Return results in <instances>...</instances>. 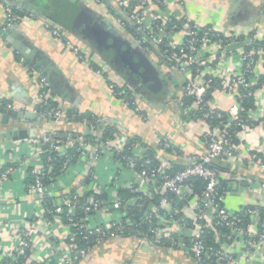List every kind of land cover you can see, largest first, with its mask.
Instances as JSON below:
<instances>
[{
	"label": "crops",
	"instance_id": "1",
	"mask_svg": "<svg viewBox=\"0 0 264 264\" xmlns=\"http://www.w3.org/2000/svg\"><path fill=\"white\" fill-rule=\"evenodd\" d=\"M9 1L0 0V30L8 27L3 6H13ZM31 1L39 7L38 13L26 12L22 22L14 26L12 34L14 40L25 44V48H28L33 57L28 59L24 56L25 51L14 48L0 34V91L6 102L13 105V110L21 112L26 118L25 122L22 118L12 117L6 123L0 110V171L10 165L14 166L13 175L0 185V241L7 251L0 257V264L15 251L16 238L31 223L36 225L38 230L34 243L35 260L41 262L50 259L52 262L47 264H60L68 250L66 242L61 240L66 228L60 220L47 218L38 197L28 190V185L34 182H31L27 163L32 160H29L32 150L30 142L52 131L67 134L87 132V127L82 121L68 119L56 122L41 113L45 108L35 80L29 75V68L33 67L39 75L49 80L50 102L62 109L65 115H92L102 120L114 131L111 141L116 146L120 141H124L127 146L130 140H134L146 149L149 155L153 153L154 157H160L176 167L187 166L191 156L204 155L207 152L203 135L208 125L197 117L195 105L185 104L186 78L180 72L164 63L158 54H148L162 77L160 83L152 86V90L140 82L135 84L132 97L139 107L138 114L124 99L117 98L110 88L109 82L124 88L131 84L124 67L109 68L104 58L73 36L72 27L64 31L55 22L67 19L73 24L80 11L78 3L81 1L89 7L90 13L98 14V21L104 23L108 30L115 28L119 37L135 42L116 22L118 6L122 0H104L103 5L94 0ZM45 10H48L47 14ZM164 13L189 18L203 27L219 26L225 32L251 34L264 40V0H167ZM49 21L81 48L89 59L81 60L63 41L55 38L46 26ZM178 41L181 42L182 39L179 37ZM239 50L240 48L233 52L225 50L227 57L222 66L224 70H229L232 74L242 71L243 62L238 54ZM96 65L99 68H108L106 76L97 73ZM259 77L264 78V68L257 69L254 79V86L261 85L255 91L256 109L250 114L255 121L264 116V83L260 84ZM236 92L238 91L233 93ZM235 98V95L217 91L211 105L219 111L227 112L235 103ZM30 114L34 115L32 119L26 117ZM19 131L26 132L29 137L20 139ZM216 133L221 136L224 130L216 129ZM165 139L169 141L172 150L164 149ZM235 147L239 159L227 162V167L231 170L225 175L235 183V188L227 192L225 199V207L231 213L264 205V193L257 188L264 184V170L248 164L252 152L259 147L264 148V124L251 129ZM116 167V162L110 157L99 161L93 158L78 159L77 163L70 167V174L53 184L50 196L56 203L58 192L77 191L83 194L94 189L97 193H107L110 201L115 194L119 196L120 191L136 180L135 174L124 171L119 173L118 179L113 181L112 188H109L107 184L117 172ZM91 168L98 176L94 181L89 177ZM197 206L198 203L193 201L180 208L188 219H193ZM111 210L114 209L110 205L105 213L112 214ZM241 248V244L237 242L228 250L242 259ZM254 257L251 258V264H264V248L259 249ZM80 264L199 263L191 253L152 243L140 245L137 240L124 236L94 246L87 259Z\"/></svg>",
	"mask_w": 264,
	"mask_h": 264
},
{
	"label": "built area",
	"instance_id": "2",
	"mask_svg": "<svg viewBox=\"0 0 264 264\" xmlns=\"http://www.w3.org/2000/svg\"><path fill=\"white\" fill-rule=\"evenodd\" d=\"M94 1L99 5L104 3L101 0ZM166 1L122 0L118 6L116 22L124 31L130 29L134 31L135 43L147 54H161L160 57L166 64L174 65L186 78V96L194 101L204 122L221 117L218 110L206 101L208 90L215 85L214 80L221 82L222 87L218 91L236 96L229 112L232 121L236 122L235 127L239 129L237 136L240 139L245 137L255 127L240 119L239 91L240 88L253 86L257 69L264 68V40L251 34L225 32L219 26L203 27L193 23L189 18L164 13ZM3 7L8 27L22 22L23 17H18L12 6ZM46 26L55 38L63 41L81 60L89 59L56 25L49 21ZM177 37L182 41H178ZM235 44L242 45L238 54L242 58L243 68L241 72L232 74L222 66L227 57L226 48ZM163 47L170 52H164ZM96 71L104 77L108 73V68L102 67ZM203 71L207 78H196ZM29 75L34 78L40 91L45 108L41 113L56 122L68 120L62 109L50 102L49 80L39 75L33 67L29 68ZM109 84L117 98L124 99L128 106L132 104L136 113H140L135 102H130L133 90L129 86L125 89L111 82ZM236 90L238 92L233 93ZM0 107L13 110V105L6 102L1 91ZM262 118L263 116L260 119ZM82 122L87 127L84 134H61L52 131L32 139L29 159L32 160H27L30 176L34 179V182L28 185V190L38 197L40 206H44L45 216L60 220L66 228L61 240L66 242L68 250L60 264H80L87 259L94 246L124 236L137 240L140 245L152 243L191 253L199 264H205L207 261L215 264H251V258L259 249L264 248V205L242 209L238 213L228 211L225 207L227 193L220 191L221 181L227 178L213 166L218 160L231 162L239 159L237 149L231 145L229 132L226 130L231 125H227L220 136L216 129L206 122L208 126L203 135V142L207 152L204 155L191 156L188 159L189 165L179 170L160 157L149 156L147 150L137 142L132 143L127 152L124 141H120L117 146L111 140L96 142L93 137H97V126L102 120L91 116L83 118ZM74 147H77L76 150ZM163 147L172 150L167 139L164 140ZM72 151H76V155L69 157ZM55 152L67 159L60 174L51 176L54 161L51 156ZM46 154L48 157L45 161L43 158ZM75 157L76 160L73 162ZM105 157H110L117 165V172L107 184L109 188H112V182L118 179L119 173L131 172L135 174L136 180L126 189L134 190L138 196L124 202L115 194L110 202L109 197L102 199L107 193H97L90 189L88 192H92V195L84 204L81 201L84 193L78 192L73 198H69L61 191L58 192L59 198L56 200L55 208L47 209L46 198L51 197L53 184L70 174V167L77 163L78 159L93 158L99 161ZM248 164L264 170V148L254 150ZM93 168L89 176L92 181L98 178ZM13 173L14 166L11 165L1 170L0 185L9 180ZM199 180L203 181L202 188L198 195H194ZM233 188L235 183L231 180L229 191ZM257 188L264 193V184ZM193 201L198 203L193 219H188L181 208L176 209V206H173L181 203L190 204ZM110 205L114 210H111L112 214H106ZM243 217L250 219L251 223L245 226ZM29 225L16 238L17 247L8 258L10 263L16 264L21 259L25 264L52 262L50 259L41 262L35 260L34 243L38 230L36 225L32 223ZM222 229L228 231L224 236L221 235ZM211 232L215 234L219 248L207 244L206 236ZM222 237L229 241L233 238L234 240L232 243L223 242L220 241ZM78 239L86 242V247H79ZM237 242L242 246L240 257L242 259L228 250ZM6 252L5 245L0 241V257Z\"/></svg>",
	"mask_w": 264,
	"mask_h": 264
},
{
	"label": "water",
	"instance_id": "3",
	"mask_svg": "<svg viewBox=\"0 0 264 264\" xmlns=\"http://www.w3.org/2000/svg\"><path fill=\"white\" fill-rule=\"evenodd\" d=\"M73 1L76 2V0ZM9 3L15 7H19V9L28 14H37L39 11V7L31 0H10ZM78 6L80 11L73 21L71 30L75 38L100 57H104L102 53L104 52L103 50L109 53L107 57H104V61L108 63V67L111 69H115L116 66L124 67V72H126L125 74H127L131 82L129 87L133 91L137 82H140L151 90L153 85L160 83V78L162 76L150 61L149 55L137 43L119 37L115 28L108 30L104 23L98 21V14L95 12L90 13L89 7L83 2L79 1ZM13 28L14 26H9L5 30H0L1 37L14 48L18 50L21 49L23 52L25 51L24 56L30 59L33 57V54L28 51V48H25V44H21L20 41L14 40L15 37L12 34ZM241 47V44H235L226 48V52H233ZM0 110L4 114L3 119L6 123L12 117L22 118V120L26 122V118H24V114L21 112L8 110L6 108H1ZM33 116V114H30L26 117L32 119ZM15 130L16 128L13 129V131ZM18 133L20 139L29 137L26 132L19 131Z\"/></svg>",
	"mask_w": 264,
	"mask_h": 264
},
{
	"label": "trees",
	"instance_id": "4",
	"mask_svg": "<svg viewBox=\"0 0 264 264\" xmlns=\"http://www.w3.org/2000/svg\"><path fill=\"white\" fill-rule=\"evenodd\" d=\"M104 2V0H101ZM73 5V4H72ZM13 7V10L15 12V14L18 16V17H24L26 16V12L18 9L17 7ZM69 8V7H68ZM67 8V9H68ZM42 10L44 11V9L42 8ZM48 11V10H45V12ZM69 11V10H68ZM47 14V12L45 13ZM117 17H118V14H117ZM54 19H56L55 17H53ZM55 22H57V26H60L61 28L65 30H68L70 27H72V21H68L67 19H62L61 21L59 20H56ZM127 33H129L133 38L135 37V33L134 31H132L131 29L127 31ZM217 37L215 36L214 39H216ZM165 47H163V50H164ZM247 48V47H246ZM164 52H170V50H164ZM159 57L161 54H159ZM161 58V57H160ZM163 60V59H162ZM165 63V62H164ZM171 67H173L174 69L175 66L174 65H170ZM95 69H99V67L96 65L95 66ZM196 78H200V79H205L207 78V75L205 74V71L202 72V74H200L199 76H196ZM259 81L260 84H263L264 83V78L262 77H259ZM215 85L214 86H211L210 89L208 90V93H207V97H206V101L208 102V104H211L212 101L214 100V94L222 87L220 86L221 85V82H219L217 79L214 80L213 82ZM261 85H258V86H250L246 89H243V88H240V98L238 99L239 102L241 103V111H240V119L243 120L244 122H247L251 125H253L254 127H256L257 125H261L263 120H264V116L262 119L258 120V121H255L252 117H250V114L251 112H253L255 109H256V101H255V91L257 90V88H259ZM126 89V88H125ZM128 94L130 95V93L128 92ZM126 94L128 97L129 95ZM134 99L132 98L130 100V102H134L133 101ZM184 102L185 104L189 105V106H192L194 105V101L185 96V99H184ZM131 107L132 104H131ZM2 108V107H1ZM45 110V109H43ZM218 112L221 114V117H214L212 119H209L208 121H206L207 123H209L211 125L212 128L214 129H219V130H225L226 129V126L227 125H231L230 127H228L226 130L227 132H229V137H230V141H231V145L232 146H238L241 142V139L237 136L236 133L239 132V129L236 126V122H233L232 121V118H231V115H230V112L227 111H219ZM67 118L68 119H73V120H76V121H82L83 118H90L92 115H81V116H77L73 113H67L66 114ZM197 117L199 119L202 120V116L201 114L197 111ZM97 130H98V133L100 135V137H93L94 140L97 142L98 140H101V141H105V140H111L112 137L114 136V131L112 130L111 127L109 126H106L103 122L99 123L98 126H97ZM63 134V133H61ZM134 143V140H130V142L128 143V145L126 146V152L128 151V148L130 147V145ZM77 147H74V150H76ZM73 155H76V151H72L70 152V156L69 157H73ZM151 157H154L155 155L153 153H150ZM149 155V156H150ZM47 157L48 155L46 154L44 156V160L46 161L47 160ZM54 161L52 163L53 165V172L51 174V176H56V175H59L60 172L62 171L63 167H64V164L66 162V159L67 158H63L60 156V153L58 152H55L54 154H52L51 156ZM76 160V157L73 158V162ZM214 167H216L222 174L224 175H227L229 174V170H231L230 168L227 167V162H224V161H221V160H218L216 161L214 164H213ZM175 169H184L186 166L184 167H176L174 166ZM228 168V169H227ZM4 170V169H3ZM229 177V176H227ZM226 177V178H227ZM31 179V182L34 181L33 177L30 178ZM232 180V178L230 179L227 178L226 180H222L221 181V193H227L229 192V182ZM233 181V180H232ZM49 181H47L48 183ZM91 182V179L88 180V183ZM33 183V182H32ZM202 184H203V181L202 180H199L197 183H196V188H195V193L194 195H198L201 188H202ZM76 193H78L77 191H71V192H67L65 195L69 198H73L74 195H76ZM92 195V192H87V193H84V197H82L81 201L82 203H86V200L89 196ZM119 196L121 198V200H123L124 202L125 201H128L136 196H138L137 193H135L134 190H131V189H125V190H122L120 191L119 193ZM106 199L107 196H102V199ZM53 198L51 197H48L46 198V207L48 210H53L55 208V202L52 200ZM173 199V198H172ZM184 205V203L180 204V206ZM173 206H176V205H173ZM180 206H176V209H180ZM253 208V207H251ZM82 213H80L81 215ZM243 219V223L245 226H247L248 224H250V219L248 218H242ZM222 233L221 235L224 236V234L226 235L228 231H226V229H222L221 230ZM234 240V238L232 240H228L226 237H222L220 239V241H226V242H230L232 243ZM206 241H207V244L211 247H214V248H219L218 246V241L216 239V236L214 233H208V235L206 236ZM78 242V245L79 247H86V242H82L80 239L77 240ZM11 261L9 259H4L3 260V264H11L10 263ZM16 264H25L23 259L21 260H18V262ZM205 264H215L213 263L212 261H207Z\"/></svg>",
	"mask_w": 264,
	"mask_h": 264
},
{
	"label": "flooded vegetation",
	"instance_id": "5",
	"mask_svg": "<svg viewBox=\"0 0 264 264\" xmlns=\"http://www.w3.org/2000/svg\"><path fill=\"white\" fill-rule=\"evenodd\" d=\"M103 51H104V52H102V53H103V56H104V57H105V56L107 57V55H109V54H107L105 50H103ZM104 57H102V58H104Z\"/></svg>",
	"mask_w": 264,
	"mask_h": 264
},
{
	"label": "rangeland",
	"instance_id": "6",
	"mask_svg": "<svg viewBox=\"0 0 264 264\" xmlns=\"http://www.w3.org/2000/svg\"><path fill=\"white\" fill-rule=\"evenodd\" d=\"M41 10V9H40Z\"/></svg>",
	"mask_w": 264,
	"mask_h": 264
}]
</instances>
